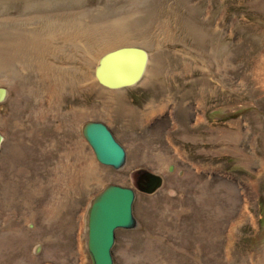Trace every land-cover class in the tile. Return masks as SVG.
Instances as JSON below:
<instances>
[{"label": "rangeland", "instance_id": "1", "mask_svg": "<svg viewBox=\"0 0 264 264\" xmlns=\"http://www.w3.org/2000/svg\"><path fill=\"white\" fill-rule=\"evenodd\" d=\"M125 45L146 73L108 89L97 61ZM0 87V264H92L90 201L143 169L164 184L137 192L115 264H264V0H0Z\"/></svg>", "mask_w": 264, "mask_h": 264}, {"label": "water", "instance_id": "2", "mask_svg": "<svg viewBox=\"0 0 264 264\" xmlns=\"http://www.w3.org/2000/svg\"><path fill=\"white\" fill-rule=\"evenodd\" d=\"M149 63L148 51L140 46L125 45L109 49L97 61L95 77L109 89H120L137 84L146 73ZM7 88L0 87V102L6 99ZM82 134L103 165L121 169L127 163V150L112 129L103 121H87ZM4 136L0 133V147ZM146 187L137 180L136 187L108 184L90 201L87 208V248L92 264H115L113 247L118 229H134L138 220L134 216L137 192L154 193L164 184L160 174L140 170ZM138 179V177H137Z\"/></svg>", "mask_w": 264, "mask_h": 264}, {"label": "flooded vegetation", "instance_id": "3", "mask_svg": "<svg viewBox=\"0 0 264 264\" xmlns=\"http://www.w3.org/2000/svg\"><path fill=\"white\" fill-rule=\"evenodd\" d=\"M4 140V139H3ZM138 182H139V185L143 188V187H146V182L144 180V175L143 173H140L139 176H138Z\"/></svg>", "mask_w": 264, "mask_h": 264}, {"label": "bare ground", "instance_id": "4", "mask_svg": "<svg viewBox=\"0 0 264 264\" xmlns=\"http://www.w3.org/2000/svg\"><path fill=\"white\" fill-rule=\"evenodd\" d=\"M150 110H151V107H150ZM153 112V110L152 111H150L149 113H147L148 115H150L151 113ZM147 114H143L144 116L146 115L147 116ZM163 164V163H162ZM33 193V192H32ZM26 194H28V193H26ZM30 195V194H29ZM31 196V195H30ZM32 197V196H31ZM55 206V205H54ZM52 207V206H51ZM51 207H50V210H51ZM56 207H58V206H56ZM49 208V207H48ZM53 208V207H52ZM55 209V208H54ZM54 211V210H53ZM4 213H5V211H4ZM8 218V217H7Z\"/></svg>", "mask_w": 264, "mask_h": 264}, {"label": "crops", "instance_id": "5", "mask_svg": "<svg viewBox=\"0 0 264 264\" xmlns=\"http://www.w3.org/2000/svg\"><path fill=\"white\" fill-rule=\"evenodd\" d=\"M98 81V80H97ZM107 88V87H106ZM109 89V88H108ZM110 127V126H109ZM113 131V130H112ZM115 134V133H114ZM116 136V135H115ZM117 137V136H116ZM117 139H119L118 137H117Z\"/></svg>", "mask_w": 264, "mask_h": 264}]
</instances>
